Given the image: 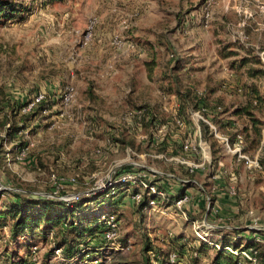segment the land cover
<instances>
[{
    "label": "rangeland",
    "instance_id": "obj_1",
    "mask_svg": "<svg viewBox=\"0 0 264 264\" xmlns=\"http://www.w3.org/2000/svg\"><path fill=\"white\" fill-rule=\"evenodd\" d=\"M19 1L33 7L20 19L0 23V114L6 103L39 93L49 108L25 121L13 137L0 118V183L33 196L84 198L105 176H187L184 166L203 161L195 185L186 190L188 214L216 226L213 236L207 232L208 239L234 236L229 229L240 227L242 237L256 238L263 251L264 0ZM66 86L75 93L63 101ZM189 88L190 97L184 95ZM177 90L188 99L182 124L173 114ZM199 93L219 107L211 111L208 106L204 114L194 106ZM137 105L148 108L156 125L138 124ZM243 106L258 119L259 139L250 116L235 112ZM197 110L194 119L190 112ZM8 118L9 127L21 124L17 115ZM200 119L212 135L201 137ZM19 140L25 142L23 148L14 145ZM240 153L258 158L263 168L248 166ZM231 184L235 195L226 190ZM116 189L117 207L105 201L104 208L119 215V239L127 240V248L109 249L93 239L91 254L100 257L99 264H146L147 257L160 264L168 251L182 250L178 235L187 246L198 244L191 223L175 209L159 200L139 207L129 200L131 187ZM209 195L216 200L213 208L209 200L206 212ZM223 196L233 203L222 201ZM13 198L10 193L0 196V207ZM6 233L7 227L0 229V249L23 255V240L7 245ZM33 240L40 242L37 258L42 261L51 239ZM146 244L153 250L146 252ZM186 249V256L172 264H208L214 255L208 249L194 260ZM61 253L55 251L52 264H90L84 257L63 262Z\"/></svg>",
    "mask_w": 264,
    "mask_h": 264
},
{
    "label": "trees",
    "instance_id": "obj_2",
    "mask_svg": "<svg viewBox=\"0 0 264 264\" xmlns=\"http://www.w3.org/2000/svg\"><path fill=\"white\" fill-rule=\"evenodd\" d=\"M32 7L33 5L30 4V2L23 3L19 0H0V23L20 19L24 16L25 13L29 12L30 8ZM180 23L181 20L178 19L177 24ZM244 61L245 58H243V62ZM190 89L192 88H189L185 91V96L190 97ZM176 94L178 96L176 98L178 104L177 115L182 119L184 115L188 116V99L183 100L180 90H177ZM197 95L198 96L193 98L195 100L194 106L198 107L199 110H203L204 114L206 113V107L209 108L211 106V111H214V108L219 107V105L217 104L210 105V103H208V101L206 100L204 94L199 93ZM32 99L33 98H29L28 100L26 99L16 104L13 103L14 105H16V107L14 105L8 106V103H6V106L2 108L0 118L2 124H6V126H4L6 130L5 133L9 137H13V134L17 132L20 127H22V125H25V121H27L29 118L34 117L37 113L40 112V110L45 111L47 108H49L47 98H41L34 103V106L36 108L32 110H21V105L26 104ZM252 101L253 103H257L258 100L257 98H254ZM141 108L144 109L142 110L140 116L136 113L137 111H135L134 116L136 120L148 122L149 124L153 125L155 116L150 114V111L145 105L136 106V110ZM235 112H243L250 116L251 127L255 134V138L259 139L261 134V127L258 124V119L254 118L251 115L250 110L246 106L236 108ZM14 115L18 116L21 124H11V126L9 127L10 124H7V120L9 119L8 117ZM199 121L201 137H206L207 132H210V135H212V130L207 121L204 119H200ZM14 145L19 146V148H23L26 144L25 142L19 140L16 142L14 141ZM180 147L182 148V144H180ZM239 159L245 161L244 158ZM258 162L260 164L259 169L263 168V162H261V160H259ZM212 164L213 162H211L209 166H211ZM184 171L188 174L187 176L175 177L176 179L187 180V182H185L180 189H176V193L173 192V194L170 195V197H172L173 199L181 197L184 194L185 190L188 189V187L195 185L193 184V180H195L194 175L197 172L196 169L191 170L189 166H184ZM124 185H127V187H131V189H129L130 191L136 192L138 190L137 187L131 185L130 183L122 182L114 185L107 191H100L89 197H82L77 201H64L56 200L46 196L28 195L23 193L22 189L19 192L10 191L7 189L0 190V196L4 195L5 193H10L14 197L11 202L2 204L0 207V229L7 227V233L4 242L7 245H11L18 243L20 240H23V245L25 249L27 248L25 250V253L19 256L17 255V253H15V251H6L5 249H0V264H37L39 261H41L37 258L40 242L34 241L33 239L40 236L45 239V243H49V240L51 239L50 247L46 251L45 256L40 264H52V258L56 256L54 254L56 249H59L62 252L61 257L59 258H61L62 260H60L63 262L67 261L70 258L78 259L84 257L87 258L86 260L90 264H99L100 257H98L96 254H91L90 247L92 246V244H94L91 241L96 238L100 240L99 235L104 228V224L102 222L103 217L112 214L115 215L117 219L119 218V215L116 211H114L113 208H111V210L104 208V203L105 201H107V205L110 204V206L114 205L115 207H117V203L114 201L115 195L112 190L117 188L116 190L119 191L120 188H123ZM201 189L203 190V192L206 191L204 187H202ZM147 198V194L144 193V201L137 205H139V207H145L147 204ZM209 198L212 203V208L214 206L216 197L214 198V196L209 195ZM86 209H90L91 211L89 213H86ZM205 211L207 212V209H205ZM188 215L191 219H194L191 216V213H189ZM186 222L191 223L190 221ZM215 229L216 228L210 230V237L213 236ZM238 229H240V227H235L232 230L229 229L230 231L235 233L234 236L231 237H226L224 235L217 236V238L215 239H211L209 237V241L219 244L220 249L212 247L208 242H205L197 237H195L196 241H198L197 245L187 246L186 238L182 235H178V237H176V242L178 244V248H182V250L180 252L177 249L168 251L166 254V258H163L160 261V264H172L168 261V254L170 252H175L178 257L179 255L185 257L186 254L184 252V249H186V247L190 248V254L192 255L190 257L194 260H197L200 254H204L208 249H211L214 251V255L208 264H235L234 258L223 249V247L227 245H232L236 248H254L257 251L258 263L264 264V250L260 251V247L263 244L254 237H242V233L240 232L244 231ZM173 239L174 238L171 237V240ZM120 241L123 242V245H126V239H121ZM33 247H36L34 260H32ZM144 249L146 252H148L149 250H153V247H151L149 244H146ZM146 264H153V262H151L147 257Z\"/></svg>",
    "mask_w": 264,
    "mask_h": 264
},
{
    "label": "built area",
    "instance_id": "obj_3",
    "mask_svg": "<svg viewBox=\"0 0 264 264\" xmlns=\"http://www.w3.org/2000/svg\"><path fill=\"white\" fill-rule=\"evenodd\" d=\"M91 28H92V22H90V26H88L89 32L91 31ZM115 41H118V40H115ZM129 46L133 47V44H129ZM74 93H75V90L73 86H66L63 92L61 93V99L63 101H68L71 99V97L73 98ZM43 96H44L43 94L39 93L35 98H33L32 100L26 103V106L23 107V110H29L30 107H32L37 100L43 98ZM174 101H175V107H176L178 105L176 98ZM143 109L144 108H141L135 111H137L136 113L140 116ZM176 110L177 109L175 108L173 112L175 116V121L182 124L183 121L177 115ZM190 114L192 117L194 116L198 117V110L190 112ZM138 124H140V120H138ZM154 124H155V121H153V125ZM196 125L199 131L198 123H196ZM183 147L187 149L189 148V144L184 143ZM240 156L245 159V162L248 166L260 167V164L256 157L253 159L243 153H240ZM203 163H204L203 161H197L196 163L191 162L187 165L192 170V169H196L199 166L203 165ZM212 178L216 179L217 177L212 176ZM76 180H77L76 177L70 178V182L72 183H75ZM104 182L106 183V185ZM122 182L130 183L131 185L138 188L136 192L131 191V193H129L130 201H132L133 203L139 204L144 201V193H146L148 196L146 205L155 206L157 204V200H159L162 204L164 203L168 207H172L173 209L177 211V214L184 221L191 222L192 231L195 237L202 239L205 242H208L212 247L220 249L219 244L209 241L207 237V232H209L211 229H214L216 226L209 224L207 222L206 217H204L201 220L191 219L189 217L188 212H187V205L188 203H190L191 197H190V194L186 191L187 189L185 190L184 194L177 199H173L172 197H170V195L173 194V192H172V189L169 190L168 188L173 187L176 190L178 188L174 186L175 183H177L178 185H181V184L183 185L185 182H187V180L176 179L175 176H152V178H149V176H140V174H138V176H121V177L120 176H105L103 180L102 179L97 180L94 187L90 191H88V193L90 194L89 196L97 192L104 191V188L106 187H109V186L113 187L114 185L122 183ZM193 182L195 183L196 181L193 180ZM200 188H202L201 185H200ZM3 189L11 190L9 187H6L5 185H2L0 183V190H3ZM226 190L231 195H235L237 192L236 187L233 184L229 185L226 188ZM13 191L19 192V190H13ZM45 196L46 197L48 196L50 198H55V195L53 194H46ZM80 198L81 196L79 195H73L69 198L58 197L59 200H64V201H77ZM209 200L210 198L208 196L207 197L208 202H207V207H206L207 210L209 207ZM102 222L104 224L103 225L104 228L101 231L99 237L102 242H105L108 244L107 248L114 249V250H124L125 248H127L126 245L121 244V241L119 239L120 237L119 220L116 218V216L112 214L105 216L103 217ZM256 228L257 227H255V229ZM223 249L234 258L235 264H259L258 259H257V251L254 248H242V247L236 248L232 245H227V246H224ZM35 250H36V247H33L32 260L35 259V256H34ZM55 251L59 252V249H56ZM178 260H179V257L175 252H170L168 254L169 262L176 263V261Z\"/></svg>",
    "mask_w": 264,
    "mask_h": 264
},
{
    "label": "crops",
    "instance_id": "obj_4",
    "mask_svg": "<svg viewBox=\"0 0 264 264\" xmlns=\"http://www.w3.org/2000/svg\"><path fill=\"white\" fill-rule=\"evenodd\" d=\"M221 199H222V201H224L227 204L231 205L233 203L232 199L229 196L228 197L223 196Z\"/></svg>",
    "mask_w": 264,
    "mask_h": 264
}]
</instances>
